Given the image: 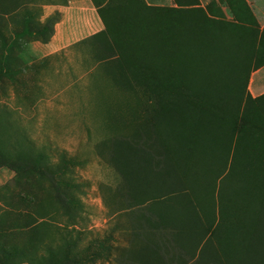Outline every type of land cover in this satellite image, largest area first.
I'll use <instances>...</instances> for the list:
<instances>
[{"label":"trees","instance_id":"trees-1","mask_svg":"<svg viewBox=\"0 0 264 264\" xmlns=\"http://www.w3.org/2000/svg\"><path fill=\"white\" fill-rule=\"evenodd\" d=\"M173 1L129 10L117 22L125 37L101 63L116 90L150 98L128 132L99 144L118 176L106 207L128 218L126 244L113 249L119 264H264V94L246 90L264 64V27L245 0H221L231 20ZM57 19L38 24L42 41ZM16 155L18 168L48 177L59 202L74 203L38 157ZM43 250L0 243V264L77 263Z\"/></svg>","mask_w":264,"mask_h":264},{"label":"rangeland","instance_id":"rangeland-1","mask_svg":"<svg viewBox=\"0 0 264 264\" xmlns=\"http://www.w3.org/2000/svg\"><path fill=\"white\" fill-rule=\"evenodd\" d=\"M197 1L209 15L232 19L224 1ZM245 1L259 27L264 25V0ZM40 8L0 0V157L8 163L0 165V243L35 254H44L49 244L76 264H119L122 251L113 246L126 244L128 218L106 207L114 204L118 176L99 144H114L117 134L128 132L145 115L140 100L150 98L119 92L101 63L76 51L48 64L27 63L26 47L38 39L32 32L39 29ZM116 37L101 57L105 66L116 39L125 35ZM19 150L38 157V166L74 203L59 202L48 177L18 168Z\"/></svg>","mask_w":264,"mask_h":264},{"label":"crops","instance_id":"crops-1","mask_svg":"<svg viewBox=\"0 0 264 264\" xmlns=\"http://www.w3.org/2000/svg\"><path fill=\"white\" fill-rule=\"evenodd\" d=\"M21 1L41 7L39 9L41 15L35 22L37 25L48 16L58 13V19L54 22L47 39L42 41L41 36L33 31L32 34L37 35L38 39L31 40L26 47L25 56L29 59L27 63L39 64H48L50 62L48 59L74 51L84 57L95 58L96 64L102 63L101 57L104 56L105 50H109L113 45L111 41L113 37L116 38V34L126 32L122 22H117L122 21L129 10L133 7L141 8L143 5L175 6L173 0ZM246 90L253 98L264 94V64L250 72Z\"/></svg>","mask_w":264,"mask_h":264}]
</instances>
